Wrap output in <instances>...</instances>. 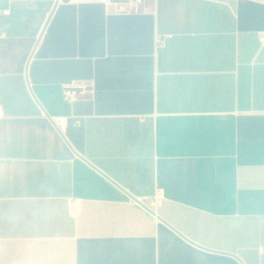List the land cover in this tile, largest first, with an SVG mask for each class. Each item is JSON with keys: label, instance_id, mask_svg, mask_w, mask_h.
<instances>
[{"label": "crops", "instance_id": "1", "mask_svg": "<svg viewBox=\"0 0 264 264\" xmlns=\"http://www.w3.org/2000/svg\"><path fill=\"white\" fill-rule=\"evenodd\" d=\"M122 7L0 0V264H264V0Z\"/></svg>", "mask_w": 264, "mask_h": 264}, {"label": "built area", "instance_id": "2", "mask_svg": "<svg viewBox=\"0 0 264 264\" xmlns=\"http://www.w3.org/2000/svg\"><path fill=\"white\" fill-rule=\"evenodd\" d=\"M109 3H115L118 5H123V10L128 11H140L144 5V0H105ZM262 42L264 43V32L261 35ZM89 92L87 85L83 81L73 80L64 84V96L70 102H74ZM56 124L59 126L65 125L67 123V119L64 117H58L54 119ZM75 203L72 202V206L75 207Z\"/></svg>", "mask_w": 264, "mask_h": 264}, {"label": "water", "instance_id": "3", "mask_svg": "<svg viewBox=\"0 0 264 264\" xmlns=\"http://www.w3.org/2000/svg\"><path fill=\"white\" fill-rule=\"evenodd\" d=\"M136 199H138L139 200V198H136ZM141 201V200H140ZM142 202V201H141ZM142 203H144V202H142ZM145 204V203H144ZM146 205V204H145ZM147 206V205H146Z\"/></svg>", "mask_w": 264, "mask_h": 264}]
</instances>
